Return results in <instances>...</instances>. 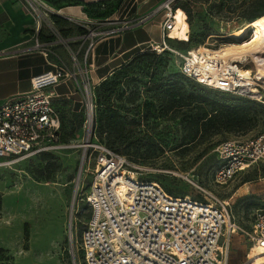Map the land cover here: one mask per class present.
I'll return each mask as SVG.
<instances>
[{
    "label": "rangeland",
    "instance_id": "rangeland-1",
    "mask_svg": "<svg viewBox=\"0 0 264 264\" xmlns=\"http://www.w3.org/2000/svg\"><path fill=\"white\" fill-rule=\"evenodd\" d=\"M183 5L186 9L177 7ZM174 6L187 11L190 25L185 21L178 23L175 37L187 40L189 31L190 42L168 41V44L185 54L207 42L212 49L231 43L227 34L264 17V0H175ZM50 18L59 25V16L50 13ZM139 28L141 26L121 33L127 34L124 47L134 41L133 32ZM255 31L254 26L249 27L244 39H249ZM96 49L93 53H110L107 44ZM148 50L144 46V52ZM252 61L246 58L243 67L254 72ZM81 63L84 64L82 58ZM181 63L179 56L168 53L160 57L156 67L122 85L115 103L123 124L122 137L116 139L109 131L101 134L97 130L96 138L124 154L134 165L130 170L141 173V180L156 181L176 195L205 201L206 195L189 184L188 177L228 201L238 225L231 237L230 264H240L253 256L254 212L264 207V163L251 165L226 184L219 185L214 178L220 163L215 149L224 141H243L264 134V84L258 83L261 87L254 93L250 90L221 93L198 85L206 91V96L219 103L234 99L232 105L246 107L249 123L243 131L193 140L187 127L190 111L179 105L181 97L190 89L188 84L199 81L184 75ZM82 80L79 77L80 85ZM79 84L70 80L56 88L59 94L72 93V99L63 96L56 101L63 125L59 131V147L0 168V264H73L70 233L73 230L79 241L84 225L91 218V209L83 201L92 172L87 170L89 166L82 165L85 112L81 107ZM174 84H177L178 108L167 111L165 96L171 94ZM159 86L161 93H158ZM197 94L205 93L198 91ZM74 249L78 256L75 243Z\"/></svg>",
    "mask_w": 264,
    "mask_h": 264
},
{
    "label": "built area",
    "instance_id": "built-area-1",
    "mask_svg": "<svg viewBox=\"0 0 264 264\" xmlns=\"http://www.w3.org/2000/svg\"><path fill=\"white\" fill-rule=\"evenodd\" d=\"M22 1L25 9L36 17L35 42L31 49L47 58L52 54L57 61L50 62L53 71L32 78L29 92L0 105V168L59 147L61 119L53 103L58 97L55 88L63 81L74 80L79 84L78 79L82 77L78 87L85 112L82 165L89 166L87 170L92 172L83 201L91 209V218L84 225L79 241L73 230L70 233L73 264H230L231 237L238 225L228 201L188 177L187 182L206 195L205 201L171 195L156 181L133 179L125 170L134 165L126 156L97 140L94 129L92 72L95 68L89 60L100 42L124 30L161 16L160 40L149 41L147 48L158 54L167 51L179 56L182 73L199 79L191 50L185 54L168 44V41L189 42L172 35L179 10L174 6L175 0H165L150 14L135 21L66 16L80 31L70 36H63L49 19V14L56 12L45 1ZM44 27L49 30V38L42 40ZM70 44L76 47L70 49ZM60 45L69 48L70 63L54 50ZM199 83L232 93L247 90L254 93L261 87L260 84L254 89L243 86L238 79L221 80L214 85ZM215 152L220 163L214 178L217 184L223 185L251 165L264 163V134L243 141H224ZM136 174L142 179L141 173L136 171ZM251 240L253 247L264 250V207L254 212ZM240 264L264 263H256V259L249 257Z\"/></svg>",
    "mask_w": 264,
    "mask_h": 264
},
{
    "label": "crops",
    "instance_id": "crops-1",
    "mask_svg": "<svg viewBox=\"0 0 264 264\" xmlns=\"http://www.w3.org/2000/svg\"><path fill=\"white\" fill-rule=\"evenodd\" d=\"M43 1L61 19L58 26L55 21L50 20L55 22L57 28L60 27L59 30L63 36H70L77 35L80 31L74 22L66 19V16L88 17L92 20L135 21L150 14L165 0H125L124 7L121 8L116 7L115 0H69L81 5H67L66 2L54 5L50 3L51 0ZM85 6H87V9H85ZM159 17L157 20L154 18L145 22L140 25L141 28L134 30V41L127 47H124L127 34L113 36L100 42L96 50L107 44L110 53L106 55L94 53L91 61L95 68L92 72L93 80L97 83L101 82L111 75L115 69L126 64L136 51L144 50V46L147 47L149 41H159L161 37L159 26L161 16ZM184 21H176L173 36H177L175 31L178 23ZM148 23L151 24L148 26ZM35 28L36 17L25 9L22 0H0V105L9 98L18 97L29 92L33 77L54 70L50 62L57 61L55 56L51 54L47 58L41 52L31 49L35 42L33 38ZM137 31H140V34L137 35ZM41 38L42 40L49 38V30L46 27L42 31ZM75 46V44H70L69 48L73 49ZM69 48L60 45L54 47V50L70 63ZM100 71L103 72L102 75L98 74ZM65 82L67 81H63L61 84ZM56 88L55 92L58 95L56 99L63 96L71 98L72 93L59 94Z\"/></svg>",
    "mask_w": 264,
    "mask_h": 264
},
{
    "label": "trees",
    "instance_id": "trees-1",
    "mask_svg": "<svg viewBox=\"0 0 264 264\" xmlns=\"http://www.w3.org/2000/svg\"><path fill=\"white\" fill-rule=\"evenodd\" d=\"M115 1H116V7L120 8V6L123 5L125 0H115ZM63 2H66L67 5H81L79 3L71 2L69 0L50 1V3L54 5H58ZM117 4L119 5L117 6ZM177 7H183V8L185 7L186 9V6L184 5ZM85 9H87V6H85ZM186 17H188L187 11L179 8L176 15V21L181 22L185 20V22H187V24L189 25V22L186 20ZM189 33L190 32L188 31L187 40L190 42ZM174 38L176 37L174 36ZM187 40H183V41H187ZM168 53L171 54L170 52L167 51L162 54H158L152 51L151 49H149L148 52H144V50L142 51L138 50L134 53V55L130 58V60L126 64H123L119 68L115 69L111 75L107 76L98 85H95L94 88V101H95L94 119H95V127H96L95 133L97 132V130H99L101 134L103 132L109 131L116 136V139L122 137L121 131L123 130V126H122L123 124L121 122V115L119 112V108L115 104L117 97L119 96L120 87L128 83L130 79L131 81H135L136 78L144 74L146 70H151L154 67H156L159 63L160 57L165 56ZM198 85H202V84L201 83L188 84V87H190V89L185 93V95L181 97V99L183 100L179 105V107L185 106L190 111L189 114L187 113V115L189 116V120L187 121V127L191 135H193V140L198 139L202 141L205 140L207 137H211L220 134L222 132H239L245 130L247 124L249 123L248 112L246 107L232 105L233 102H235L234 99H229L225 103H219L216 100H213L210 97L206 96V91L200 88ZM176 87L177 84H174L172 86L171 94L165 96L167 101V108H166L167 111L170 110V108H176V107L178 108V102L176 100L178 94L176 93L177 92ZM160 89L161 86H159L158 93L162 92ZM198 91L203 92L205 94L204 95L197 94ZM215 96L219 97L220 95H215ZM58 100L59 99H55L53 103L61 119L60 112L56 107V101ZM194 110H196L195 113ZM62 127L63 125L61 124L60 128ZM59 142H60V135H59ZM106 145L113 151L122 154L121 152H119L117 148L112 147L108 144ZM44 159H47L46 155H44ZM46 178L47 179L50 178V174H48ZM165 189L171 195L179 196L176 195L173 191L167 189L166 187Z\"/></svg>",
    "mask_w": 264,
    "mask_h": 264
},
{
    "label": "bare ground",
    "instance_id": "bare-ground-1",
    "mask_svg": "<svg viewBox=\"0 0 264 264\" xmlns=\"http://www.w3.org/2000/svg\"><path fill=\"white\" fill-rule=\"evenodd\" d=\"M176 23L175 19V28ZM251 26H254L256 31L249 39H244L248 28ZM215 37L212 36V38ZM226 38L231 39L233 42L223 44L216 49L210 48L211 43L207 42L191 50L195 58V66L199 76L198 81L214 85V83L217 84L221 80L232 81L238 79L243 86L264 84V17L250 23L246 28L227 34ZM248 57L253 60L254 72L243 67V61ZM125 174L141 181L137 174L130 169H126ZM252 253L253 256L251 257L256 259V263H264L263 249L254 246Z\"/></svg>",
    "mask_w": 264,
    "mask_h": 264
}]
</instances>
